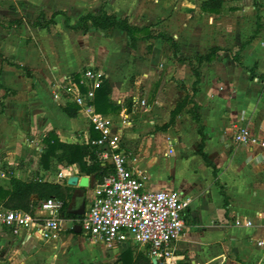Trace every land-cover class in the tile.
I'll return each mask as SVG.
<instances>
[{
    "label": "crops",
    "instance_id": "crops-1",
    "mask_svg": "<svg viewBox=\"0 0 264 264\" xmlns=\"http://www.w3.org/2000/svg\"><path fill=\"white\" fill-rule=\"evenodd\" d=\"M33 1L46 12H65L71 26H76L85 13L105 8L118 18L129 17L136 27H155L170 34L180 54L188 59L207 54L216 47L227 52L202 66L201 91L194 96L195 78L191 67L178 62L164 41H140L132 49L127 45L125 33L119 29H93L84 33L66 27V34L70 31L86 36L98 33V49L92 50L83 39L77 42L52 39L49 52L52 59L42 63L39 54L27 53L26 42L14 38L17 31L29 25L16 30L0 26V170L4 172L0 187L9 190L12 176L32 182L30 175L44 174L45 182L72 188L68 210L70 205L72 210L79 208L83 200L86 211L89 209L93 189L68 185L73 177L81 179L89 175L82 173L78 165L52 162L45 167L42 152L36 148H43V138L49 132H55L68 144L85 145L86 137H92L84 116L78 114L71 118L64 112L63 106L67 101L73 103L71 99L62 95L61 100L55 101L54 96L65 78L71 75L78 78L81 72L96 67L110 84V102L119 108L104 115L114 122L124 139L130 169L145 178L150 190H172L192 198L191 207L185 212L184 236L175 245L180 258L178 264H264V244H259L264 243L263 151L258 146L239 145L234 140L240 127H247L264 139V0H229L219 15L201 12L197 0ZM5 2L0 0V11L5 10ZM23 2L18 0L20 4ZM10 44L16 45L14 51L8 50ZM244 44L247 45L241 49ZM239 50L245 66L257 67L256 78L252 79L249 72L235 64L231 53ZM69 52L78 58L61 59ZM28 67L42 74L41 77H32ZM165 68H168L166 72ZM46 69L47 74L42 71ZM8 73L26 84L24 92L5 82ZM152 77L156 86L161 82L165 88L148 101ZM179 83H184L183 90ZM139 90L146 95L147 110L134 109V97ZM9 91L13 95L8 96ZM186 100L200 106L205 142L199 133L201 126L191 112L193 103L188 102L176 115L174 124L167 127L173 111ZM126 116L131 119L128 125L122 122ZM40 132L39 138L28 141L29 134ZM201 145L218 170L217 179L199 154ZM162 159L167 162L164 167L160 165ZM201 169L203 177L198 176ZM60 174L64 175L63 179L58 178ZM213 196L219 202L218 207L213 205ZM31 200L37 203L39 197L34 195ZM71 216L68 219L81 217ZM235 216L252 219L255 226L236 227L232 224ZM67 233L71 238L65 239ZM79 235L83 238L78 242L88 240L100 251L94 255L69 251L66 245L73 246L74 237ZM117 246L119 252L112 251L107 259L101 249L113 246L91 241L82 231H64L59 239L47 241L26 231L15 235L6 227L0 228V264H76L77 261L85 264L87 259L89 264H110L129 247L128 243Z\"/></svg>",
    "mask_w": 264,
    "mask_h": 264
},
{
    "label": "built area",
    "instance_id": "built-area-1",
    "mask_svg": "<svg viewBox=\"0 0 264 264\" xmlns=\"http://www.w3.org/2000/svg\"><path fill=\"white\" fill-rule=\"evenodd\" d=\"M103 82L104 76L91 67L81 72L78 78L72 75L65 78L55 94V101L66 95L77 105L79 114L99 135L95 140L87 136L84 144L97 146L98 160L112 169L111 174L92 188L93 201L89 209L79 219H68L62 200H38L31 212L1 208L0 228L6 227L15 235L26 231L49 241L59 239L62 232L74 231L75 226L80 225L82 234L91 241L107 246L131 242L149 246L153 264H178L180 258L176 255L175 245L184 236L185 212L190 209L192 198L172 190H150L145 178L130 169L122 135L116 130L114 122L98 113L95 107L96 92ZM134 107L135 110H147L149 107L141 90L134 97ZM130 120L126 116L122 122L128 125ZM234 140L249 148L260 147L264 157V139L258 138L249 128H238ZM36 149L42 152L41 147ZM87 162L91 164L88 159ZM0 176H4L1 170ZM63 177V174L58 176L59 179ZM46 179L44 174L38 177L30 175L31 181ZM232 224L244 228L255 226L252 219L240 216H235Z\"/></svg>",
    "mask_w": 264,
    "mask_h": 264
},
{
    "label": "trees",
    "instance_id": "trees-1",
    "mask_svg": "<svg viewBox=\"0 0 264 264\" xmlns=\"http://www.w3.org/2000/svg\"><path fill=\"white\" fill-rule=\"evenodd\" d=\"M229 0H197L198 7L203 13L211 15H219L222 13L224 4ZM59 16H63L65 19V25L69 29L83 31L88 33L91 30H112L119 29L125 33L127 37V45L136 49L137 44L140 41L161 40L166 42L171 49L174 58L180 63H188L191 67L195 81L193 83L192 94L195 96L201 91L202 71L201 68L206 63H213L217 60L221 53L227 52L223 48H212L207 54L196 55L194 58L188 59L180 54L179 47L176 40L168 33L162 32L155 27L139 28L134 26L129 17L118 18L115 13L109 14L105 8L99 12H87L80 19L76 26H71V19L65 12L53 13L50 17H47L44 13H41L37 19L31 21L29 19H17L9 21L4 24L0 21V26L9 29L16 30L23 25H29L33 28H40L49 30L51 26H57L59 24ZM260 24L258 23V28ZM253 38L250 39L252 41ZM247 44H244L243 49ZM153 46H148V51H152ZM232 59L235 64L241 67L243 70L250 73L252 79L256 78L257 67L249 68L244 65L241 50L231 53ZM22 68L20 65L11 64ZM111 95L110 84L104 80L102 87L97 90L95 97V107L98 113L108 114L111 111H117L119 108L115 107L109 100ZM193 103L191 110L194 120L201 126L199 133L203 138V142L206 140L204 134V128L201 125V115L199 113L200 106L192 100L184 101L178 104L177 108L172 113L171 122L167 127L174 124L176 115H178L187 103ZM64 112L71 118H76L79 114V108L74 103L67 101L63 106ZM99 137L98 133L92 129V140ZM42 148V163L45 167H49L52 162L54 163H66L67 165H78L82 173L93 176L95 182L101 183L107 175L112 173L110 166H104L97 158V152L99 151L97 146L94 145H82V144H68L62 142L59 136L55 132H49L43 138ZM204 146L201 145L199 154L202 156L207 166L213 170L214 177L217 179L218 170L215 164L210 160L208 155L204 152ZM87 159L91 161V164L87 162ZM37 195L39 200L48 198H58L65 204V216L72 217L68 211L69 201L72 196V188L64 184H55L45 181H32L25 182L15 177H11L10 189L5 190L0 187V209L8 210H21L31 212L32 207L36 204L31 200L32 196ZM149 246H144L140 251L134 252L131 249L122 253L119 258L110 264H153L150 258Z\"/></svg>",
    "mask_w": 264,
    "mask_h": 264
},
{
    "label": "rangeland",
    "instance_id": "rangeland-1",
    "mask_svg": "<svg viewBox=\"0 0 264 264\" xmlns=\"http://www.w3.org/2000/svg\"><path fill=\"white\" fill-rule=\"evenodd\" d=\"M6 8H4V11H0V21L4 22V23H8L10 20H13L14 18H12L13 16H18V18H24V19H31V20H35L41 13H44L47 17H50L53 12H46L44 10H41V5H37V3L33 0H23L24 2L22 4L18 3V0H6ZM75 1V0H74ZM91 1V0H90ZM97 3V2H96ZM18 7L19 10H18ZM1 10V8H0ZM15 13H17L16 15H14ZM59 24L57 26H51L50 29L48 31L46 30H41V29H37V28H32L29 26H25L24 28H21L19 31H17L15 35V40L18 38L21 39L22 42H26V48H27V53L29 55H37L39 54L40 56V62L43 63V61L46 60H50L51 56L49 55L50 52V47H51V42L52 39L56 40L58 39H62L66 42L67 39H71V41L73 42L74 40H80L83 39L84 42H87V45H91L92 50H97L98 48V43H97V39H98V33L97 34H91L90 36H86L85 34H83L82 32H77V31H70V33H65V19L63 16H59ZM2 29V28H1ZM0 29V30H1ZM61 41V42H64ZM17 42V41H16ZM77 42V41H76ZM79 42V41H78ZM57 44H60V41H57ZM16 45L10 44L8 46V50L10 51H14V47ZM74 57L75 59L78 58L77 55H72L70 52L69 53H65L64 56L61 57V59H65L67 61L68 58L70 57ZM52 59V58H51ZM63 65H66L64 63H62ZM45 67V66H44ZM29 68V67H28ZM96 68V67H95ZM162 68V67H160ZM164 69V68H163ZM168 69V68H167ZM167 69L165 68L164 72L167 71ZM27 71H29L31 74H33L32 77H36L39 78L41 77V75L39 74V72L34 71L33 69L29 68ZM43 72H45V74H47L48 70H42ZM49 73V72H48ZM24 76L26 75L25 73H22ZM5 82L14 88H17L18 90L24 92L25 91V87L26 84L21 81L18 77L15 76V74L13 73H8L6 74L5 77ZM184 83H179V88L181 90H183L184 87ZM163 88H165V83L162 84L161 82L156 86L153 80V77L151 79L150 82V86H148V90H149V94H148V101H150V99H152V95H156L158 94L161 90H164ZM180 90V91H181ZM8 96L13 95L12 91H9L7 93ZM189 96V95H188ZM53 98V97H52ZM55 99V96H54ZM181 100V99H180ZM174 102V101H173ZM41 105V104H40ZM41 107V106H40ZM3 109H5L6 107L2 106ZM35 110H37V106L36 108H34ZM38 115V114H37ZM42 132L36 134V135H32L29 134L28 135V141H32L33 139H37L40 137V134ZM41 146V144H40ZM217 149H216V148ZM214 149L217 150L218 152V147L216 145H214ZM200 160L202 158H199ZM203 160V159H202ZM166 161L165 160H161V167L166 166ZM204 165V163H203ZM205 167V165H204ZM206 168V167H205ZM207 169V168H206ZM200 175V177H203L204 173L203 170H199L198 171V176ZM214 198V196H213ZM214 206H219V202L217 200H215L214 198ZM70 233H67V237L65 239L71 238L69 236ZM71 235V234H70ZM82 236H75L74 237V241H73V246L72 244L69 245V243L66 246H69V251L73 250L74 254H76V251H78V254L82 253L83 254H95L99 251H97V247L96 246H92L90 245V241L86 240V243H82L78 242L82 240ZM129 247L128 249H131L134 252L140 251L141 249H143L144 246L135 244V243H128ZM78 247L80 249H78ZM99 248V247H98ZM119 246H113L112 248H104L101 249V253L104 255V257H106L107 259H109V256L113 253H111L112 251L114 252V250L118 253L119 252ZM80 262L82 261H77L76 264H80ZM85 264H89L91 263L88 259L85 261ZM97 263V262H96Z\"/></svg>",
    "mask_w": 264,
    "mask_h": 264
},
{
    "label": "water",
    "instance_id": "water-1",
    "mask_svg": "<svg viewBox=\"0 0 264 264\" xmlns=\"http://www.w3.org/2000/svg\"><path fill=\"white\" fill-rule=\"evenodd\" d=\"M94 182H95V179L93 177H90V176H85L81 179H79L78 177H73L68 181V185L75 186V185L79 184L80 188L87 189V188H94V186H95ZM84 197H85V195H84ZM73 198L76 199V196H73ZM72 207H73L72 205L69 206L68 212L70 215L80 217V216H83L86 212L85 200H83V202L79 208L72 210ZM81 231H82L81 226L76 225L75 232L81 233Z\"/></svg>",
    "mask_w": 264,
    "mask_h": 264
}]
</instances>
